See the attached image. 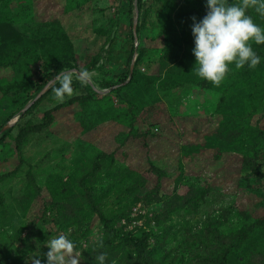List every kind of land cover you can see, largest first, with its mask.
Segmentation results:
<instances>
[{
	"label": "rangeland",
	"instance_id": "rangeland-1",
	"mask_svg": "<svg viewBox=\"0 0 264 264\" xmlns=\"http://www.w3.org/2000/svg\"><path fill=\"white\" fill-rule=\"evenodd\" d=\"M249 8L254 22L264 27V17ZM205 14V0H142L141 9L138 0H0V138L2 129L15 123L0 145V264H31L32 258L46 264L45 242L59 234L76 242L79 264H85L82 254L103 238V225L83 200L77 202L83 225L66 227L47 205L53 196L61 197L59 190L69 192L62 197L67 200L71 192L87 189L107 217L125 214L117 228L147 236L152 248L164 251L165 264H204L216 245L205 239L206 223L226 235L249 225L235 206L264 217V70L230 65L219 86L202 88L203 79L193 71L191 18ZM137 17L141 32L128 69ZM141 50L145 56L137 65ZM18 51L27 61L14 66L10 57ZM62 57L76 60L75 68L63 71L73 80L97 65L94 83L86 85L95 90L94 99L60 110L52 126L31 135L19 151L20 129L41 122L46 111L62 104L48 94L55 78L41 104L23 112L42 92L29 86L46 64ZM129 71L125 83L103 86ZM72 87L73 95L63 103L89 94ZM15 98L21 101L16 106ZM220 129L237 137L223 139ZM101 153L108 156L96 173L92 167ZM250 156L258 163L255 173L241 167L240 159ZM20 159L24 164L15 173ZM158 180L166 195H187L189 187L212 191L196 212L159 223L163 204L152 201ZM164 230L168 239L163 242ZM257 231L253 244L234 259L245 256L249 264H264V227Z\"/></svg>",
	"mask_w": 264,
	"mask_h": 264
},
{
	"label": "trees",
	"instance_id": "trees-1",
	"mask_svg": "<svg viewBox=\"0 0 264 264\" xmlns=\"http://www.w3.org/2000/svg\"><path fill=\"white\" fill-rule=\"evenodd\" d=\"M4 1H12V0H4ZM133 4L134 0H130ZM142 0H138V7L141 9ZM248 14L251 15L250 8L248 9ZM141 32V26L138 25L137 27V33L138 36ZM131 39L133 41L132 49L129 53V57L127 59V67L128 69L131 68V65L133 63L135 54H136V48H135V36L134 34H131ZM257 54L264 58V44L257 45L254 47ZM13 52L12 56L10 57V61L14 66H18L21 63L25 64V57L26 55L23 54L22 51ZM145 56V50H141L139 52V57L137 59V65L140 64V62L143 60ZM109 58H111V53L109 54ZM18 62V63H17ZM72 62H76L74 59L69 58H59L56 61H54L51 64H46L45 71L42 74L41 78L36 81L33 85H30L29 87H36L37 91H42L47 85L52 82L59 74H61L64 70L70 68L73 69L76 66V63L72 64ZM1 65V64H0ZM97 65H94L92 68L87 70H96ZM262 70H264V59H262L261 64L258 65ZM245 69L247 71H250L252 69H248L247 66H245ZM232 70V68H231ZM231 72V71H230ZM229 72V73H230ZM228 73V74H229ZM227 74V75H228ZM130 76V71L127 74H122L118 78L120 81L114 82L112 80H108L107 82L103 83V86L105 88H111L115 87L118 84L125 83ZM58 86L57 83H54V85L50 88V91L48 94H51L50 97L52 101H55L53 98V88ZM72 86H77L83 89L89 90V94L85 96H77L73 97L70 100H68L65 103H62L60 105H57L56 107L52 108L51 110H48L44 113V117L41 122L37 124H32L23 127L20 129L17 137L15 138L16 142V148L21 151L23 147L26 145L28 138L31 135L34 134H40L44 132L45 130H48L52 124L55 121L56 114L65 108L72 107L73 105L77 103H87L93 101L96 93L95 90L91 87H88L86 85H81L80 81L78 79L73 80ZM201 87L204 89H213L215 88L213 84L209 81L203 80L201 82ZM47 94V95H48ZM92 94V95H91ZM47 95L43 96L39 101H37L30 110L26 112V115L31 112L34 108H37L41 102L47 97ZM20 99L15 98L13 99V103L16 106L17 104H20ZM28 101H26L23 105L25 106ZM14 115L9 116V120L14 118ZM14 129L10 128L7 131L4 132L3 136L0 138V145L3 144V142L12 134ZM220 135L223 137V139H227L228 141L232 142L236 137V132H230L227 135H224L225 132L220 129L219 130ZM146 144V143H145ZM144 144V145H145ZM146 146V145H145ZM107 154L101 153L98 155L96 159V163L92 167L93 172H100L103 169V165L107 159ZM241 161V167L244 171H248L251 173H255L257 171L258 163L255 157H242L240 159ZM24 164V159H20L19 165L16 167V172L19 173L22 166ZM158 172L157 168H152L151 172ZM10 176H13V174H10ZM5 177V176H4ZM29 179L30 182H34L35 177L33 174L29 173ZM140 184L144 185L146 183V179L140 175L139 177ZM247 188L253 187L252 182L246 184ZM240 187H245V184H240ZM73 188V187H72ZM212 189L210 187L199 189L197 187H189V192L187 195H180L177 191H175L172 194L166 195L162 194V187L161 183L158 180L156 187L154 198L152 201L157 203L163 204V213L158 215V222H163V220H167L171 218L174 215H178L179 213L183 211L187 212H196L199 207L206 201L208 196L210 195ZM59 194L57 196H53L51 198L52 201H49L47 205H49V208L55 209L62 217V222L66 223V227L70 226H79L81 227L83 224L84 214L83 209L77 204L78 201H83L86 206H89V209L93 212H96L99 217L100 221L104 228V234L103 238L94 246L90 247L89 249L85 250L82 254V260L85 262V264H96L95 257L100 252H106L107 253V264H165L166 258L162 254L164 252L161 248L156 249L152 248L149 244V239L147 236L144 237H136L133 234L127 233L125 234L122 229L117 228V224L120 221V219L125 216V214L120 215H114L107 217L103 211L100 209V207L96 204V200L94 198V195L92 192H89L87 189H78V192L75 191V193L71 192V198L67 200H62V197L67 196L69 193L68 191L62 192L61 190L58 191ZM254 194V193H253ZM256 195V193H255ZM0 203L4 204V201L2 199V196L0 195ZM236 210L237 215L249 222V225L244 227L243 229L233 232L229 235L222 234L217 229H213L212 223L208 222L204 225L203 229L206 232L205 239L208 243V245H213V240H215V249H213V246L211 247L212 252L207 257V261L204 264H236L234 263L237 261L238 264H249L245 258V256H240L241 259H234V256L237 253L246 252L244 248H246L248 245H252L254 242L255 237L258 234V228L264 227V217L258 218L253 216L249 211L245 210L243 207H233ZM227 217V216H225ZM162 231V230H161ZM164 236L159 237L164 242L167 240V234L165 230L162 233ZM161 234V235H162ZM158 236H156V239H159ZM102 242V247H100V243ZM159 245V244H158ZM164 248V246H162ZM252 248L248 247V250Z\"/></svg>",
	"mask_w": 264,
	"mask_h": 264
},
{
	"label": "clouds",
	"instance_id": "clouds-1",
	"mask_svg": "<svg viewBox=\"0 0 264 264\" xmlns=\"http://www.w3.org/2000/svg\"><path fill=\"white\" fill-rule=\"evenodd\" d=\"M206 14L200 20L192 17L191 32L194 39L192 54L195 57L196 76L219 86L231 71L230 65L236 69L257 67L262 62L253 44H264V27L255 23L248 14L249 7L264 17V0H205ZM97 73L94 70H82L77 78L81 85L94 83ZM58 86L53 88V98L63 103L73 95V76L63 72L56 77ZM46 264H79L76 242L66 234H59L46 242ZM102 247V242L99 245ZM38 257V256H36ZM96 264H107V253L100 252ZM31 264H41L38 258H32Z\"/></svg>",
	"mask_w": 264,
	"mask_h": 264
},
{
	"label": "water",
	"instance_id": "water-1",
	"mask_svg": "<svg viewBox=\"0 0 264 264\" xmlns=\"http://www.w3.org/2000/svg\"><path fill=\"white\" fill-rule=\"evenodd\" d=\"M135 31H134V36H135V39H137V36H138V33H137V27H138V17L136 18V21H135ZM137 51V49H136ZM49 90V88L45 87L42 92L36 97V99L34 101H32L25 109L23 112H27L37 101H39L43 94ZM13 125H15V123H11L9 124L8 126L4 127L1 131V133H4L5 131H7L8 129H10L11 127H13Z\"/></svg>",
	"mask_w": 264,
	"mask_h": 264
}]
</instances>
